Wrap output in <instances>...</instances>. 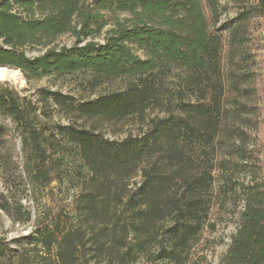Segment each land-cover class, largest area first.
Instances as JSON below:
<instances>
[{
	"label": "trees",
	"instance_id": "1",
	"mask_svg": "<svg viewBox=\"0 0 264 264\" xmlns=\"http://www.w3.org/2000/svg\"><path fill=\"white\" fill-rule=\"evenodd\" d=\"M206 4L218 23L217 1ZM204 8L202 0H0V67L28 79L85 73L94 85L123 80L80 101L43 89L39 101L67 120L55 124L53 139L38 104L0 82V164L12 156V124L30 184L56 179L70 150L53 159L54 143L77 151L80 174L66 218L46 220L16 244L0 235V264H186L218 199L238 209L222 264H264V0L246 1L218 28ZM105 10L126 16L110 23ZM68 33L72 46L48 47ZM35 44L46 50L28 56L23 48ZM134 117L145 129L121 139L87 124ZM0 210L15 223L32 217L17 216L5 193Z\"/></svg>",
	"mask_w": 264,
	"mask_h": 264
},
{
	"label": "rangeland",
	"instance_id": "2",
	"mask_svg": "<svg viewBox=\"0 0 264 264\" xmlns=\"http://www.w3.org/2000/svg\"><path fill=\"white\" fill-rule=\"evenodd\" d=\"M202 1L205 4L204 11L211 25L218 28L223 22L235 19L240 7L248 0H216L220 16L218 23L214 22V15L206 4V0ZM102 13L105 20H108L110 23L113 18L119 15L112 10H105ZM125 16L124 14L119 15L120 18H124ZM258 24L260 27L259 33L264 43V18L259 19ZM111 27L112 25L108 24L103 29L102 35L95 38L96 41L103 42L106 30ZM226 35L225 33V38ZM75 40L72 34H63L57 37L48 47L55 46L60 48L62 46H72ZM23 50L28 56H36L44 53L46 47L35 44L25 46ZM262 52L264 62V48ZM139 54L143 55L142 52H139ZM223 54L225 56V50ZM6 68L3 74L0 75V82L14 86L21 96L38 104L41 112L43 111L41 113L43 127L51 139L56 135L57 129L55 124L58 122L66 124L67 120L61 116L56 106L53 104L44 105L43 102L39 101L43 89L61 91L74 96L77 101H80L95 99L100 94L123 86L122 79H114L103 82L100 85H94L91 83V76L85 73L50 75L39 79H28L21 70ZM87 124H93L106 137L112 139H121L130 133L138 134L145 129V126L140 123V120L138 122L136 117L120 122L95 120ZM9 125L11 127L6 147L10 148L12 156L8 162L0 164V194L5 193L12 201V205L18 206L21 213L17 216H25L24 214L27 212H30L32 215L31 219L25 223H15L7 214L0 210V235H6L13 244H16V240L32 234V231L38 225L44 224L46 220L49 221L58 215L63 218L67 217V214L73 208L74 195L77 193L72 183L79 182L80 174L76 170V164L78 163L77 151L65 142H61L60 144L54 143L50 151L53 159L62 154V151L70 150V153L64 155V159L58 164L56 171L52 173V176H55L56 179L50 185L44 187L40 184L36 186L30 184L28 175L25 172L27 163L26 152L22 149L19 131L12 124ZM261 138L263 141L264 130ZM139 181L140 177H136L130 181L129 186L133 188L136 186V182ZM218 200V203L214 201L212 204L207 223L193 243L186 264H222V258L231 242V237L237 230L238 209L234 210L229 203L220 204L221 200ZM133 264H147V262L145 258H140Z\"/></svg>",
	"mask_w": 264,
	"mask_h": 264
},
{
	"label": "bare ground",
	"instance_id": "3",
	"mask_svg": "<svg viewBox=\"0 0 264 264\" xmlns=\"http://www.w3.org/2000/svg\"><path fill=\"white\" fill-rule=\"evenodd\" d=\"M6 69H7L6 67H0V75H2L3 72H4Z\"/></svg>",
	"mask_w": 264,
	"mask_h": 264
},
{
	"label": "crops",
	"instance_id": "4",
	"mask_svg": "<svg viewBox=\"0 0 264 264\" xmlns=\"http://www.w3.org/2000/svg\"><path fill=\"white\" fill-rule=\"evenodd\" d=\"M262 144L264 145V139H263V141H262Z\"/></svg>",
	"mask_w": 264,
	"mask_h": 264
}]
</instances>
